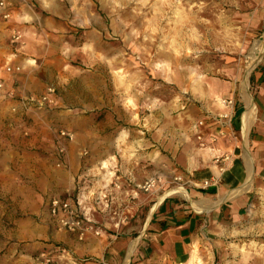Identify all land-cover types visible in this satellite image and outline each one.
Wrapping results in <instances>:
<instances>
[{"label":"rangeland","instance_id":"374dc122","mask_svg":"<svg viewBox=\"0 0 264 264\" xmlns=\"http://www.w3.org/2000/svg\"><path fill=\"white\" fill-rule=\"evenodd\" d=\"M28 6L48 21L44 30L38 27V32L45 33V40L39 43L45 45L48 66L39 74L53 87L52 110L61 113L52 127L26 103L21 113L11 112L6 117L9 120L1 117L0 132L14 129L18 134L0 133V152L12 149L7 144L28 152L32 141L48 139L45 132L51 131V150L31 151L54 168L66 154V143L74 139L69 125L76 127L73 117L80 113H96L100 118L108 111L115 113L121 163L141 159L145 152L141 139L153 144L166 135L171 139L175 131L174 139L183 137L189 145L190 121L198 115L200 105L196 95L204 92L209 82L215 88L247 84L264 61V0H28ZM14 34L21 39L20 33ZM14 34L12 44L16 43ZM255 48L261 52L260 59L250 56ZM4 106L0 103V110ZM65 122L67 127L61 126ZM62 131L72 138L61 136ZM4 171L0 162V264L78 261L77 254L68 249L65 235L80 240L56 224L49 212L53 197L38 184L25 182L20 183L22 193L14 197ZM177 177L170 182L182 183ZM149 179L156 180V186L141 190L139 186ZM145 181L138 185V195L125 206H116L110 216H94V201L84 199L81 206L91 213L86 217L108 232L109 221L120 223L123 228L113 231L120 236L131 226L127 235L135 237L138 221L149 208L140 204V194L149 195L163 185L157 173ZM252 219L249 216L224 233L220 241L217 236L218 241L203 253L197 251L185 264H264V219ZM95 231L100 234L98 229L89 233L95 235Z\"/></svg>","mask_w":264,"mask_h":264},{"label":"crops","instance_id":"0c3cea01","mask_svg":"<svg viewBox=\"0 0 264 264\" xmlns=\"http://www.w3.org/2000/svg\"><path fill=\"white\" fill-rule=\"evenodd\" d=\"M6 10L9 18L0 15V103L6 105L0 110V118L5 120L11 112L21 113L19 110L26 103L33 114H43L47 127H52L61 113L52 110L54 95L49 97L50 104L40 108L28 103L29 99L42 97L51 86L39 74L48 66L45 45L39 43L45 40V33L38 32V27L44 30L48 21L32 12L28 0H7ZM15 32L20 33L21 39L12 44L10 37ZM8 67L12 71L7 72ZM15 68L19 70L14 71ZM195 98L200 105L198 115L190 121L193 126L189 127V145L183 137L176 141L175 131L172 137L170 133L171 139L166 135L153 144L141 139V148L145 150L141 159H125L121 163L117 158L115 113L108 111L102 118L96 113H80L73 117L76 127L69 125L74 139L66 143V154L58 168L50 161H41L31 151L51 150L48 140L52 134L46 130L48 139L32 141L28 152L7 144L12 149L0 152V162L6 170L3 176L10 179L14 197L22 193L21 182L35 183L52 197L72 200L86 216L91 213L81 206L82 202L92 199V209L97 210L94 216L100 217L110 216L116 206H125L138 195V185L157 173L163 185L159 184L149 195L139 196L140 204L144 208L148 204L149 208L138 221L137 235H127L133 229L131 226L126 227L125 235L113 234L123 225L109 221L108 232L95 227L88 218L91 229L100 230V234L77 238L81 242L65 235L68 249L79 257L71 264H185L197 251L203 253L249 216L253 221L264 219V61L254 69L247 84L228 83L215 88L209 82ZM221 99L233 101L229 122L213 117L227 110ZM1 134L15 137L18 133L10 129ZM177 176L182 183H171ZM206 181L208 185L204 184Z\"/></svg>","mask_w":264,"mask_h":264},{"label":"built area","instance_id":"2783aa9c","mask_svg":"<svg viewBox=\"0 0 264 264\" xmlns=\"http://www.w3.org/2000/svg\"><path fill=\"white\" fill-rule=\"evenodd\" d=\"M6 3L7 0H0V15L3 18H9L10 14L6 10ZM19 35L14 34L13 39L14 41L19 40ZM19 69L15 68L14 71H18ZM7 72L12 71L9 67L6 69ZM2 87V84H0V88ZM53 87L48 86L46 89L45 94L40 98H32L28 100V103H34L42 106L43 104L47 103L50 104L51 99L49 98L53 94ZM222 105L225 106L227 110L223 111L222 113H219L214 118L217 119V121L227 119V121H230V114L233 105L232 100H222ZM222 132V131H221ZM219 133V135H222V133ZM61 136L71 139L72 135L66 132H61ZM197 140L201 142V136H197ZM216 140V137H213L211 139L212 142ZM203 147L204 144H201ZM63 151V149H61ZM217 159V158H216ZM176 180H179L180 178H175ZM157 181L154 179H149L145 181L142 185L139 186V188L143 191H149L152 190L156 186ZM160 183V181H158ZM205 185H208L209 183L206 181L204 182ZM49 212L55 219L56 224L61 227L62 229L74 233L78 236V238L82 239L84 238L91 230L88 218L86 217L83 210L79 207H76L72 200H64L58 197H53L49 201ZM96 235L99 234L98 231H95Z\"/></svg>","mask_w":264,"mask_h":264},{"label":"bare ground","instance_id":"6f19581e","mask_svg":"<svg viewBox=\"0 0 264 264\" xmlns=\"http://www.w3.org/2000/svg\"><path fill=\"white\" fill-rule=\"evenodd\" d=\"M250 56H252V58L257 57L258 59H260L261 58V52L258 53L257 48L251 49ZM102 167H104V165Z\"/></svg>","mask_w":264,"mask_h":264}]
</instances>
